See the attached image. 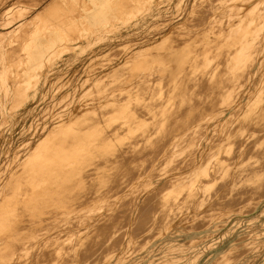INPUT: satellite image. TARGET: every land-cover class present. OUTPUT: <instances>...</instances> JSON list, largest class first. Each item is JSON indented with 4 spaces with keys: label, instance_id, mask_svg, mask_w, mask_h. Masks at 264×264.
<instances>
[{
    "label": "bare ground",
    "instance_id": "obj_1",
    "mask_svg": "<svg viewBox=\"0 0 264 264\" xmlns=\"http://www.w3.org/2000/svg\"><path fill=\"white\" fill-rule=\"evenodd\" d=\"M125 2L51 0L41 7L0 0V37L24 32L14 67L0 71V85L8 91L18 84L24 105L28 76L77 44V24L99 31L125 14ZM252 3L194 0L159 39L96 73L109 80L70 100L69 111L62 109L45 138L30 146L23 173L14 179L10 173L0 185V200H7L14 182L11 218L0 223V264H182L176 257L196 256L199 245L219 261L247 245L214 232L227 214L260 199L219 200L238 178L264 174V19L251 17L243 26ZM218 14L229 15L217 19L220 25L234 16L231 39H224V26L198 34L201 19ZM252 29L259 33L247 36ZM167 77L171 96L162 86L144 89ZM3 94L0 88V109L7 107ZM31 170L43 186L34 180L22 192ZM262 185L252 182L247 191ZM27 207L38 213L28 214ZM236 257L234 264H250Z\"/></svg>",
    "mask_w": 264,
    "mask_h": 264
},
{
    "label": "rangeland",
    "instance_id": "obj_2",
    "mask_svg": "<svg viewBox=\"0 0 264 264\" xmlns=\"http://www.w3.org/2000/svg\"><path fill=\"white\" fill-rule=\"evenodd\" d=\"M50 1L8 0V3L11 2L12 6H18L40 2L39 5L41 4V7H43ZM125 1L123 8L125 5L130 4L125 9V14L117 16L112 24L99 31L92 30L87 24L81 22L77 24L76 38L74 39V41H78L77 44L53 55L50 62H46L43 67L37 69V76L36 74L28 76L32 81L30 83L31 93L24 105H22V102L20 103L21 87L16 84L14 88L7 91L2 82L0 88L4 93L3 97L6 100L7 107L0 109V185L3 184V181L5 182L10 173L14 175L13 179L18 178L23 173L26 166L21 162L27 158L30 146L45 138L47 130L53 125L54 117L62 109H65V112L69 111L70 100L76 98L77 95L79 96L83 90L92 92L96 88V84L100 85L103 80H109V77L102 79L96 78L95 75L98 73L104 74V68L117 65L126 55L133 53L140 47L151 44L156 41V38L159 39L170 24L177 23L186 16L194 2V0ZM61 4L64 5L63 2L58 3L56 8L51 9L49 15L51 16ZM77 8L78 12L82 11L81 7L77 6ZM34 11L30 13L29 18L34 15ZM219 17L228 18L229 15L218 14L210 20H207V17L201 19L198 34L202 35L203 30L207 27L211 31H218L220 27L224 26V39H231L233 35L231 33L237 27L235 21H233L234 16H231V21L225 22L224 25L217 22ZM251 17H254L257 21L260 20V22L264 19V0H253V3L244 11V27L247 26V19ZM43 22L42 20L41 23ZM31 23H34V21H31ZM32 26H26L27 30ZM85 27H87L86 30ZM23 33L10 35L8 38L0 37V71L3 74L5 70L14 67L11 62H13V59L17 60L18 58L20 50L17 47L20 46L19 44L24 36ZM255 33L259 32L257 29H252L247 36ZM2 73H0V76L3 75ZM208 79L205 78V80ZM171 83L173 84V80L167 77L164 83L152 82L144 89L156 90L162 86L164 93H167L166 90L169 87L174 89ZM169 93L166 94L168 97L171 96V93ZM261 163L260 170H264V160H261ZM42 173L41 170L40 176H42ZM26 175H28V172ZM34 180L38 183L37 186L42 188L43 183L39 185L41 177L37 178L36 172L31 170L30 177L23 183L21 191L24 192L35 182ZM262 180H264V174L261 172L256 174V177L251 181H242L238 178L233 182L234 190L231 193L226 196H219V200L223 203L246 201L252 194H256V198H260L257 202L255 201V203L246 206L245 209H236L233 213L227 214L229 216L224 218L221 228L214 232L219 239L223 236L222 240L224 238L226 240L234 237L242 238V244L247 245L242 246L238 254L234 253L230 258L219 261V257L213 258L215 256L214 252L207 253L209 249L206 246L199 245L201 252L196 256L191 258L178 256L176 258H179L182 264H234L236 256L242 255L249 259L250 264H261L262 259H264V189L258 192L247 190L250 189L252 182L258 184ZM222 181L223 179L219 180V183ZM13 185V181L8 185L9 187L6 190L7 200H0V223H2L3 217L6 219L11 218ZM262 186L264 187V185ZM18 205L20 210H23V205L21 206L19 203ZM27 211H30L28 214H31V212L38 213L33 207H27ZM47 220L52 223L55 222V218L51 215H48ZM253 232L256 234L250 237L249 234ZM253 238H256V240L249 244ZM27 256L28 254H25L22 258L25 259ZM211 259L213 261H207ZM136 263H140V261L138 260ZM113 264H116V261Z\"/></svg>",
    "mask_w": 264,
    "mask_h": 264
}]
</instances>
